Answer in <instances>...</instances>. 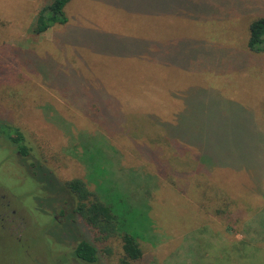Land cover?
<instances>
[{
  "label": "rangeland",
  "instance_id": "1",
  "mask_svg": "<svg viewBox=\"0 0 264 264\" xmlns=\"http://www.w3.org/2000/svg\"><path fill=\"white\" fill-rule=\"evenodd\" d=\"M51 1L0 0V122L31 149L1 129L0 264H119L125 231L141 264H264V0H71L32 33ZM73 178L117 235L73 213Z\"/></svg>",
  "mask_w": 264,
  "mask_h": 264
},
{
  "label": "trees",
  "instance_id": "2",
  "mask_svg": "<svg viewBox=\"0 0 264 264\" xmlns=\"http://www.w3.org/2000/svg\"><path fill=\"white\" fill-rule=\"evenodd\" d=\"M70 1L52 0L42 6L37 11L35 21L31 26L32 33L40 34L57 24H67L69 21L67 7ZM248 29L247 48L252 52H264V17L252 20ZM2 128H7L14 134L12 141L17 145L20 155L28 156L31 154L30 147L25 143V135L17 126L0 122V134H2ZM167 129L171 134L174 132L171 126H167ZM34 163L36 162H31L30 165L33 166ZM65 185L76 198L73 213L78 215L90 228L96 241L102 242L118 234L121 228L120 219L112 205L103 202L94 191L89 189L82 178L68 180ZM62 211L65 212L66 210L63 209ZM122 239L124 255L119 264H141L144 252L138 240L139 236L130 231H125L122 234ZM75 253L79 259L88 263L95 262L98 259L96 244L86 239L77 244Z\"/></svg>",
  "mask_w": 264,
  "mask_h": 264
},
{
  "label": "crops",
  "instance_id": "3",
  "mask_svg": "<svg viewBox=\"0 0 264 264\" xmlns=\"http://www.w3.org/2000/svg\"><path fill=\"white\" fill-rule=\"evenodd\" d=\"M241 239V238H240ZM242 241V240H241ZM240 251H242L243 252V250H240Z\"/></svg>",
  "mask_w": 264,
  "mask_h": 264
}]
</instances>
